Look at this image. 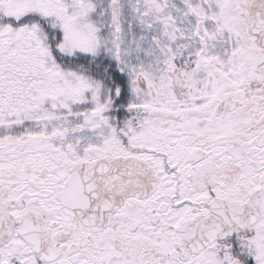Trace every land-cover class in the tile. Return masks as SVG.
Here are the masks:
<instances>
[{
	"label": "snow or ice",
	"instance_id": "1",
	"mask_svg": "<svg viewBox=\"0 0 264 264\" xmlns=\"http://www.w3.org/2000/svg\"><path fill=\"white\" fill-rule=\"evenodd\" d=\"M0 264H264V0H0Z\"/></svg>",
	"mask_w": 264,
	"mask_h": 264
}]
</instances>
